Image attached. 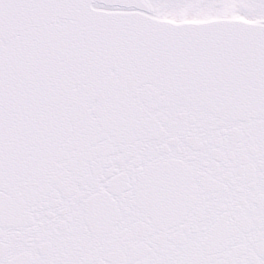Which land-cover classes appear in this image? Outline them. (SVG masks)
Segmentation results:
<instances>
[{
    "label": "snow or ice",
    "instance_id": "obj_1",
    "mask_svg": "<svg viewBox=\"0 0 264 264\" xmlns=\"http://www.w3.org/2000/svg\"><path fill=\"white\" fill-rule=\"evenodd\" d=\"M0 264H264V0H0Z\"/></svg>",
    "mask_w": 264,
    "mask_h": 264
}]
</instances>
